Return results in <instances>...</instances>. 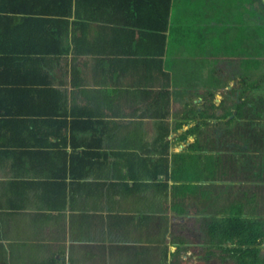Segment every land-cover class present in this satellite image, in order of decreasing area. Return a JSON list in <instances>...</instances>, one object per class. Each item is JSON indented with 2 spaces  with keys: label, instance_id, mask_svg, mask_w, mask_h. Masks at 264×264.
<instances>
[{
  "label": "crops",
  "instance_id": "1",
  "mask_svg": "<svg viewBox=\"0 0 264 264\" xmlns=\"http://www.w3.org/2000/svg\"><path fill=\"white\" fill-rule=\"evenodd\" d=\"M151 3L155 11L140 8L137 25L131 27L124 23L126 16L112 8H102L94 20L80 16L82 8L73 3L70 15L64 16V7L52 10L48 2L42 7L43 0H0V36L14 32L10 45L42 53L48 51L44 39L59 35L49 44L65 52L30 57L42 58L44 70L56 78L54 89L63 94L60 105L66 111L83 108L82 112L94 114V124H79L81 119L73 121L74 128L62 129L68 141L64 149L78 155L80 159L73 161L76 175H82L72 181L65 178V185L45 184L49 157L37 160L35 154L19 152L28 155L21 156L17 131H3L9 145L0 147L5 150L0 152V264H180V258L198 259L201 247H206L202 222L209 218L212 199L217 197L210 195L209 181L175 173L170 156L186 151L192 137L180 142L178 136L192 122L173 132L172 126L179 122L173 114L187 108L203 110L210 101L219 105L226 80L242 74L243 60L236 48L243 46L244 28L250 30L246 47L258 44L257 31L250 28L258 24L252 21L260 14L258 0H168L165 34L172 48L155 57L160 60L155 65L146 54L155 53L157 40L147 41L145 34L158 24L165 7L161 0ZM25 18L29 26L26 21L21 24ZM72 44L81 51L73 52ZM90 46L94 48L85 51ZM0 58L9 68L3 74L0 65V76L12 82L19 76L16 63ZM214 61L225 62L212 73L227 87L221 88L217 81L211 87L170 84L172 115L159 120L152 112L158 105L153 91L160 90L163 73L170 79V73L187 63L195 75L197 64ZM208 93L213 94L211 100L205 98ZM164 125L169 131L167 156L160 153L157 142ZM30 126L26 136L33 149H48L55 143L48 122L34 121ZM69 140L77 146L72 151ZM26 158L34 159L32 165ZM162 160L167 162L165 170Z\"/></svg>",
  "mask_w": 264,
  "mask_h": 264
},
{
  "label": "trees",
  "instance_id": "2",
  "mask_svg": "<svg viewBox=\"0 0 264 264\" xmlns=\"http://www.w3.org/2000/svg\"><path fill=\"white\" fill-rule=\"evenodd\" d=\"M149 1L151 2L152 0H43L44 6L42 7H46L47 2L51 5L52 10L64 7L66 12L64 16H69L71 8L74 5L76 9L82 8L83 14L79 13L80 16L86 14L88 18L94 20L96 19L95 15L97 16L100 14L102 8H112L115 12H120L123 16L125 15L127 21H124V23L133 27L137 25V19L140 18V8L146 6L147 9L150 7V10H153V12L155 11L154 4L151 3L149 5ZM161 2V4L164 3L163 7H165V9L163 8L162 14L159 15L157 19L156 23L158 24L152 26L151 32H146L145 34L147 41H152L153 38L157 40L154 41L156 47L155 53L147 52L146 54L149 59H151V65H155L157 62L159 64L160 60L156 62L155 57L158 56L161 58L162 55L169 52V48H172L171 41L167 40L165 34L168 27V9H166L168 0H161ZM92 12H94V16ZM126 13L129 17H127ZM259 15H261V13ZM75 16L78 17L77 14H75ZM156 16L158 17V13ZM28 20L32 21L33 18L30 17ZM99 20L98 18V21ZM23 21H26L29 26V22L26 18L20 21L21 24H23ZM254 28L256 31L262 30L264 32V23L259 21V24L254 26ZM245 29L246 28L243 30V46L242 48H236L237 56H242L243 60L241 64L242 74L229 77L226 80L227 85L231 82L229 85L230 89L226 91V100H224L228 102L225 103L222 100L217 107H214L211 101H207L210 104L206 106L205 109L203 108V110L200 109L195 111L187 108L185 112L181 110L173 114L174 118H178L179 120V122L172 126L173 132H176L182 126L186 125L188 121H195L196 123L195 126L187 128L178 136L180 142L186 141V138L191 135H195L196 139L189 141L188 146L185 148V152L172 154L170 156L175 167V173L178 175L185 173L188 179L193 178L209 181V189L214 191L210 192L211 196L217 197L219 196V192L221 195L223 190H225L223 202L225 204L222 205L221 203L222 206H220L218 202H216V199H212L213 204L211 203L210 216L202 222V230L207 237L205 244V249L207 250L200 253L202 255L200 261L202 262L208 261V257H215L213 250H217L221 254V256H219L221 262H224L225 258H227L231 260L233 264H264V253L261 254L259 248L264 241V215L260 214L261 208L264 211V189H262V191L258 190L261 192V194H258L252 191L250 185L238 183L242 180L243 182L246 181L244 178H240V175L237 173V168L240 167V158L237 157L233 160V155L226 156L218 153V151H225V147L221 149L217 147V149L213 150L212 143L211 147H209L208 145L210 144L209 142H211V138L208 137V133L200 130L199 127H203L206 121L209 120H215L220 124L224 123V126H226L225 135L233 137L231 142L234 141L238 143V139L235 137L239 136L241 140L244 137L243 141H245L246 144H243V146L245 150L255 149L259 152L264 150V121H261L264 119V36L260 37L257 32V37L259 38L258 44L246 47L248 33L245 32ZM253 33H255L254 30ZM11 34H14V32L9 33L8 36H0V56L3 55V57H7L8 62L12 60L16 63L19 76L12 80V82L8 78L3 79L0 76V124L4 129L2 130L0 127V134L2 135L0 147L9 145V143L5 141L3 131H13L15 129L19 135L16 141V144L19 145V150H17L18 153L35 154L34 156L37 160H39L41 156L49 157L47 161L49 170L46 172L44 183H54L55 185L62 183L65 185V178H69V181H72V179L74 180L82 175H76V162L73 161L74 157L80 159L77 157L78 155L74 153L75 151H72L77 146H74L73 140H69L72 142V144L69 142L72 153L68 154L65 151L64 148L68 145V141H66V135L62 129L74 128V125H72L74 124L73 121L81 119L83 122L79 124H84L85 126L94 124L92 120L94 114L87 111L82 112L83 108H71L66 111L64 105H60L64 103L63 94L60 93L59 90L54 89L53 82L56 78L49 76L47 71L44 70L45 66H42L43 63H41L43 60L42 58L30 57L32 54L43 56V54L49 55L52 53V55H59L65 52L59 50L63 48H54L49 44L51 41L55 42L53 40L59 35L55 36V34H51L44 39L43 46L47 45L48 51L34 54L27 50L25 51V45L19 44L20 41L17 42L19 44L17 47L15 44L10 45L9 41L12 39ZM4 41L5 43H3ZM92 47H86L85 51L92 49ZM66 49H69L68 46ZM71 49L73 52L81 51V49H78L77 46L73 44ZM131 53H133V50ZM258 64L260 67L259 73L262 69L260 74L258 73ZM0 65L3 74H7L9 68H4L5 61L1 60V58ZM170 65L171 64L166 63V67H170ZM166 67L164 70H166ZM252 71L260 75L259 81H250L248 75L251 73L254 74ZM150 80H153V83L155 81L154 78ZM150 80L147 81L149 82ZM217 82L221 84V88L225 86L222 80ZM71 85L73 87L77 86L74 83L73 75ZM158 85H160V90H156L155 92L152 90L158 103L156 107L154 106L152 112L154 111L153 113L156 117L163 121L168 115H172L169 113L168 107L169 96L173 91L171 93L167 91L168 87H170V79L167 73H163V80L161 84ZM158 85L153 87H157ZM152 91L145 90V92ZM229 97L234 98L230 101V105ZM205 98L211 100L213 94L208 93ZM42 99H44L43 102L48 104V109H45L44 104L41 102ZM216 112L219 113L216 114ZM232 112H235L233 118L226 120L232 115ZM256 119L258 122L254 124L257 125V128L251 127ZM243 120L248 121L242 126ZM34 121L48 122V124L51 125V132L49 134L55 138V143H53L50 148L44 150H38V148L33 149L32 147H34V144L27 142V136L30 134L29 128L32 126H30V124ZM160 128V135L157 138L158 148L163 156H167L169 146L167 136L169 131L167 125ZM241 129H243V131H241ZM246 135L247 137L245 138ZM204 136H206L204 138L205 142L201 143L199 138ZM6 151L9 150L6 149ZM0 152H5V150L0 148ZM210 152H215V154H211ZM90 155L93 154L90 153ZM21 156L25 157L28 155ZM23 158H20V160H23ZM26 160H28L31 165L34 162V159L33 162L28 158H26ZM162 161L163 169L165 170L167 162L166 160ZM243 162H246L245 158ZM87 164L91 167L92 162L90 157H88ZM49 180L52 182L49 183ZM216 180L223 182L235 181L237 184L217 186L213 184ZM260 198L262 199L261 208L258 206L257 202ZM61 200L63 201V195ZM214 202L216 204H214Z\"/></svg>",
  "mask_w": 264,
  "mask_h": 264
},
{
  "label": "rangeland",
  "instance_id": "3",
  "mask_svg": "<svg viewBox=\"0 0 264 264\" xmlns=\"http://www.w3.org/2000/svg\"><path fill=\"white\" fill-rule=\"evenodd\" d=\"M257 9L259 10V13H261V15H259V17L252 19L253 24L254 23H258L259 21L264 23V0H258V5H257ZM250 28H252L253 30H255L254 26L251 25ZM259 33V36L262 37L264 36V32L262 30L257 31ZM248 34H250V30L247 31ZM225 62H218V61H214V62H210L209 64H197V69L198 70L197 74L195 73V75H191V73H194L193 71H191L192 66L185 63L183 68L177 69L175 71H173L172 73H170V84H172V86H176V85H185L184 87H189L191 85H201L203 87H211L215 84L216 81H221V79L218 78H214L212 72H213V68H215L216 70H219L221 68H223ZM204 69L203 73H200V71ZM259 64H258V73H259ZM195 71V72H196ZM254 72V71H252ZM262 72V69L260 70V73ZM259 73V74H260ZM248 78L250 79V81H259L260 75L258 74H249ZM160 80H158V83L163 79L159 78ZM229 87V85H227ZM227 89H230V87ZM131 98V95L128 96ZM230 105V103H229ZM219 112H216V114ZM196 119V118H195ZM194 119V120H195ZM210 121V120H209ZM209 121L206 122V124L203 125V127L200 128V130L206 132L209 134V132L211 133V130L216 127H218V125H220V123H218L215 120H212L210 123H208ZM261 121H264L261 120ZM199 122V121H197ZM233 124V123H232ZM231 124V126H232ZM206 125V126H205ZM234 144H226V148L224 149L225 151H222L220 154L222 155H233V160L236 159L237 157L240 158V167L237 170V173L240 174V176H245L247 177L245 180V182L239 181L238 183L240 184H247V185H251V189L253 192L261 194V192H259L258 190L262 191V188L257 189L256 187H258L257 185L262 186V184H264V150L262 152H256L253 150H245L244 146L242 144H238L235 143L233 141ZM181 148H175V151H179L181 150ZM231 151L235 152L234 154H230ZM247 152V153H246ZM212 154H215V152H211ZM245 158L246 162H243V159ZM253 166V168H251ZM247 173V174H246ZM260 173V174H259ZM258 174L259 178H255V175ZM223 183L222 181H218V182H214V185L219 186V184ZM227 184L231 185H235L237 184V182L233 181V182H226ZM254 189V190H253ZM239 193V192H238ZM224 197L225 195H219L216 198V202H218V204L220 206L224 205ZM260 200L262 201V199L260 198ZM260 200H258V206H260L261 208V204L262 202H260ZM222 203V205H221ZM217 204V205H218ZM260 214L264 215V211L262 210V208L260 209ZM264 219V217H263ZM201 251L203 250H207L205 249L203 246L201 247ZM213 253H215V257H208V261L206 262H202L200 261V259H196V260H184L180 258V264H233L231 260H228L227 258H225L224 262H221L219 259V256H221V254L219 253V251L217 250H213ZM195 257V256H194ZM195 259V258H194ZM179 264V263H178Z\"/></svg>",
  "mask_w": 264,
  "mask_h": 264
},
{
  "label": "flooded vegetation",
  "instance_id": "4",
  "mask_svg": "<svg viewBox=\"0 0 264 264\" xmlns=\"http://www.w3.org/2000/svg\"><path fill=\"white\" fill-rule=\"evenodd\" d=\"M226 92V91H225ZM224 92V93H225ZM222 94V96L220 97V100L222 101H224V100H226L225 99V97L227 96V94ZM229 99V103H230V101H232V99H234V98H232V97H229L228 98ZM225 103H227L226 101H224ZM234 114H235V112H232V115L231 116H229L226 120H230V119H232L233 118V116H234ZM212 121V120H211ZM211 121H209L208 123H210ZM247 121L248 120H243L242 121V126L244 125V124H246L247 123ZM207 122V121H206ZM255 122H258V120L256 119V120H254V122H253V125L251 126V127H255V128H257V125L256 124H254ZM190 125H192L191 127H193V126H195L196 125V123H195V121H192V123L190 124ZM200 128H201V126H199ZM225 127L226 126H224V123H221L220 125H218V127H216L215 129L213 128L212 130H211V133L209 132V135H208V137L209 138H211V142H209L210 144L208 145L209 147H211V143H212V146H213V150L214 149H217V147L218 148H226V144L228 143L229 145L230 144H234L233 142H231V139L233 138V137H228V136H226L225 135ZM241 131H243V129H241ZM191 137H192V139L194 140V139H196V136L195 135H191ZM206 136H204V137H200L199 138V141L201 142V143H204L205 142V140H204V138H205ZM247 137V135L245 136V138ZM236 139H238V143L236 144V145H238V144H246V142L245 141H243L244 140V137H243V139L241 140V137H239V136H237V137H235ZM207 140H208V138H207ZM253 151H256V152H259V151H257V150H253ZM222 151H218V153H221ZM235 152H233V151H231V153L230 154H234ZM247 153V152H246ZM251 168H253V166L251 167ZM239 168H237V170H238ZM247 174V173H246ZM238 175H240V174H238ZM240 178H244V179H246V177L245 176H239ZM255 178H259V176H258V174H256L255 175ZM241 183V182H240ZM236 185V184H235ZM251 186V185H250ZM258 187H256L257 189H259V188H262V189H264V184H262V186H260L259 187V185H257ZM258 202V201H257ZM260 202H261V200H260ZM260 248V253L262 254V253H264V241L262 242V244H261V246L259 247ZM197 257H198V259H200L201 260V258H202V255H197Z\"/></svg>",
  "mask_w": 264,
  "mask_h": 264
}]
</instances>
